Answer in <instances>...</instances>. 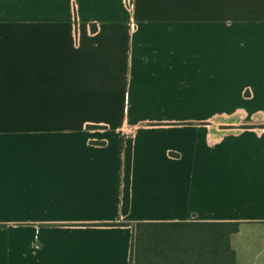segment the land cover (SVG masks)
Here are the masks:
<instances>
[{
    "label": "crops",
    "instance_id": "crops-1",
    "mask_svg": "<svg viewBox=\"0 0 264 264\" xmlns=\"http://www.w3.org/2000/svg\"><path fill=\"white\" fill-rule=\"evenodd\" d=\"M138 222L264 264V0H0V264H130Z\"/></svg>",
    "mask_w": 264,
    "mask_h": 264
},
{
    "label": "trees",
    "instance_id": "trees-1",
    "mask_svg": "<svg viewBox=\"0 0 264 264\" xmlns=\"http://www.w3.org/2000/svg\"><path fill=\"white\" fill-rule=\"evenodd\" d=\"M239 224L138 222L134 225L130 264H172V255L181 258L214 256L219 264H235L230 238Z\"/></svg>",
    "mask_w": 264,
    "mask_h": 264
}]
</instances>
